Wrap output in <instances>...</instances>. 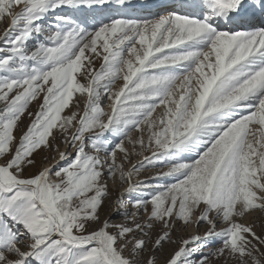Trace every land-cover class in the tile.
I'll return each instance as SVG.
<instances>
[{
  "label": "snow or ice",
  "instance_id": "snow-or-ice-1",
  "mask_svg": "<svg viewBox=\"0 0 264 264\" xmlns=\"http://www.w3.org/2000/svg\"><path fill=\"white\" fill-rule=\"evenodd\" d=\"M4 21L0 264H264V0H0Z\"/></svg>",
  "mask_w": 264,
  "mask_h": 264
},
{
  "label": "rangeland",
  "instance_id": "rangeland-1",
  "mask_svg": "<svg viewBox=\"0 0 264 264\" xmlns=\"http://www.w3.org/2000/svg\"><path fill=\"white\" fill-rule=\"evenodd\" d=\"M6 24H7V21H4V22H0V31H2L3 29H4V27L6 26ZM96 67L98 68L99 67V61H97V63H96ZM82 103H83V101L81 100V106H82ZM36 108H37V105L35 104V103H33L31 106H30V111H35L36 110ZM28 123V120H27V118H25V120H24V124L26 125ZM23 126V125H22ZM135 133H133V135H134ZM61 150H63V148L61 149ZM46 153H40V154H38L37 156H36V160H37V166H39V162L41 161V158L45 155ZM49 155H51V153H49ZM134 159V162L135 161H139V160H142L143 159V157L142 156H136V157H134L133 158ZM127 167V166H126ZM166 168H167V165H161V164H157L156 166H154V167H147L146 169H143V170H141V172H140V174H139V176L137 177L138 179H140V180H144L146 177H148V176H151V175H154L156 172H159V171H165L166 170ZM30 171H32V170H30ZM154 182H158V183H167V182H170V181H168V180H160V181H154ZM119 190V186H114L113 187V191H114V193L116 192V191H118ZM127 199V198H126ZM107 206L105 207V209H103L102 210V212H101V215L103 216L104 214H106V212H107ZM260 216V213H254L253 214V216L251 217V219H256L257 217H259ZM203 228H204V226L203 225H201V227H200V231H201V233L203 232ZM194 231V229L193 228H188V229H183L182 227H179L178 226V229H177V231L175 232V233H173V237L174 238H179V237H181V236H187L188 234H190V233H192ZM260 231V229L259 228H257V232H259ZM173 247H175L174 245H170V244H166L165 245V247H164V249L162 250V252L163 253H166L167 251H169V250H171ZM158 255H161V258H162V254H159L158 253Z\"/></svg>",
  "mask_w": 264,
  "mask_h": 264
}]
</instances>
